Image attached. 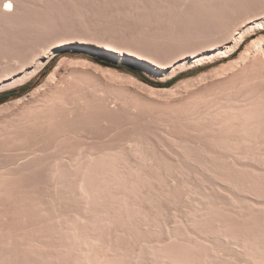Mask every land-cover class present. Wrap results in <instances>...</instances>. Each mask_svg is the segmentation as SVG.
<instances>
[{
    "label": "rangeland",
    "instance_id": "rangeland-1",
    "mask_svg": "<svg viewBox=\"0 0 264 264\" xmlns=\"http://www.w3.org/2000/svg\"><path fill=\"white\" fill-rule=\"evenodd\" d=\"M13 1L5 17L0 0V264H264V134L246 141L241 119L221 126L190 100L213 84L194 80L264 35L262 22L229 56H204L244 20L264 21V0H233V11L226 0L227 14L221 0H210L214 14L207 0ZM50 48L31 73L33 55ZM72 59L113 72L83 73L75 90L64 82L55 119L26 117L39 96L5 107L53 71L60 83ZM130 76L181 97L153 96ZM248 89L263 99L253 120L264 127V81ZM83 150L121 159L87 176L74 161Z\"/></svg>",
    "mask_w": 264,
    "mask_h": 264
},
{
    "label": "bare ground",
    "instance_id": "bare-ground-1",
    "mask_svg": "<svg viewBox=\"0 0 264 264\" xmlns=\"http://www.w3.org/2000/svg\"><path fill=\"white\" fill-rule=\"evenodd\" d=\"M200 1H206V0H199V2L198 1L197 2L199 4H201ZM207 1H209V2H207V4L204 3L206 6L203 7L204 4H201V5H202V8H204L205 11L206 10H207V12L210 11L209 13L214 14V13L217 12V10H219V11L223 10L224 12L225 11L228 12L229 10H231V9H227L228 11L225 10V8H229L231 5L230 6H229V4L227 5L226 4L227 3L226 0H221L218 3V5L221 7V9H217L216 12H214V10L216 8L215 7L216 3L214 4V2H212L210 0H207ZM227 1H230L229 3L232 4L231 1H233V0H227ZM235 1H237V0H235ZM243 1H245V0H243ZM246 1H245V4L248 3V6H249V4H250L249 1L248 2H246ZM8 2H11V3L14 4V9H13V11H14L16 9V5H15L13 0H4L3 6H4L5 3H8ZM210 2H212V3L210 4ZM182 4H184V3H182ZM209 4H210V8H209L210 10L207 9V7H209L208 6ZM212 4L214 6H212ZM224 4H225V7L223 9L222 6H224ZM233 4H235V3H233ZM201 5H200V7H201ZM3 6H2L3 15L5 14L4 11L6 12V14H8V13L14 14V13H12L13 11L9 12V11L5 10ZM234 6L235 5H233L231 11H233ZM242 6L245 7L244 5H242ZM3 15L1 17H3ZM217 15L219 16L220 14L217 13ZM217 15L215 14V16H217ZM222 15H224V13ZM212 18H214V17H212ZM251 18L248 19V21L244 20L243 24L241 23V25H242L241 27L234 28V29L232 28L231 33H229V35L227 36L229 39H228V41H225L226 44H224L225 45L224 47H221V45H219V46H217V50L216 51L205 53L204 56L205 57L207 56V58L210 57L212 59V57L214 56V58H215L216 55H219V56L221 55L222 57H226V56H229L228 54L234 53L235 52L234 51L235 47L241 41H244V39H246L248 36L254 34L256 32V30L261 26V24H263L262 22H264L262 19L258 20L256 17L255 18L257 20L255 18L254 19L252 18V20H251ZM4 19L5 18L3 17V20ZM9 20L12 21L11 19H9ZM10 21H8V22H10ZM6 23H7V20H6ZM4 34H6V33H4ZM4 34H3V36H4ZM0 36H1V34H0ZM3 36H2V38H3ZM83 37L87 38V40L88 39L97 40V39H94L93 37L90 38L89 36H83ZM227 37H225V38H227ZM225 38H224V40H226ZM80 39H82V38H80ZM0 40L3 41L2 39H0ZM82 40H84V39H82ZM90 40H88V41H90ZM8 41H10V40H8ZM262 41H264V35L262 37L258 38V39H255L249 45V47L246 49V51H244L241 54V56L238 59H236L235 61L231 62L230 64L223 65L222 67L215 69L213 71V73H211V74H203L200 78L197 77V79L199 78L198 81L197 80H194V81L200 82V83H202V82L206 83L209 80H212L213 81V84L211 82V86L212 87L209 86L210 88L209 89L207 88L208 90H206L205 92L203 90L199 91L200 87H199V89H197L198 92H195V89L193 88L194 92H195L194 97H193V94H192V96H190L191 97L190 100H192L191 103L193 105H196V106L203 105V106H205V108L209 109L208 112H210L209 115L212 116L211 119L215 123L218 120H220L221 121V126H226L227 128L229 126V127L234 129L236 127L235 126L236 125V121L235 120L237 118L241 119V121L243 122V124L241 125L242 127L237 129V130L240 131V133L243 136V139H245L246 141L259 140L264 134V127L262 126L261 122L258 123L256 120H253L254 113L256 112V106L259 105L263 101V99H262L261 96H256V94H258L259 92L255 91V90L248 89V87L250 86L251 82H254L256 80L264 81V42H262ZM5 42H7V41H5ZM6 44H8V43H4V47H5ZM4 47H3V49L5 50ZM8 47L6 46L7 49H10V47L9 48ZM46 50H47V52H45ZM45 51H44V55L39 54L40 52L38 54L36 53L35 54L36 56L33 55L34 57H33L32 61L34 62V64H31V65H34V68L32 69L31 73H36L40 69H43L44 66L47 64V62L49 61V59L53 55H55L57 50L56 51L55 50H51V48H50V50L45 49ZM252 51H253V55H252L253 59L250 60V62L247 63V59H248L249 55L252 54ZM0 53H4V52L1 51ZM14 60L15 61L18 60V57H17V59L15 57V59H13V61ZM32 61H30V62L28 61L29 62L28 66H29V64ZM16 63H20L19 65H22V68H23V63H21V61L20 62H16ZM31 65H30V67H31ZM69 65H70V70H69V72L67 71L68 73L64 75L62 80H60V83H56L55 82L56 73L53 71L45 83H42L39 86H37L28 95L20 97V98L16 99L14 102L9 103L8 105L6 103L5 107L6 106H8V107L12 106V104L16 105V104L21 103L25 99L30 98V97L37 98L39 96L28 107H27V105L25 106L26 110H25L24 113H25L26 117L27 118H31V119H45L47 117L55 119L52 116L54 115V113L57 112L56 110H57L58 106L61 103H63L64 101H66L67 96L69 95V92H66V89L62 86L64 82L68 83V87H69L70 90H72V89L75 90V85H76V87L79 86L78 82H83V85L86 84L85 80L87 78L84 80L82 76L84 75V76L90 77V73L89 72H92L91 75L93 74V72H97V73L98 72H102V73H107V72L111 73V72H113L110 69H107V68H105V67H103V66H101V65H99L97 63H94V62L88 61V60L72 59V60H69ZM24 66L27 67L26 64H24ZM3 69H4V67H3ZM6 71H8V70H6ZM86 72H88L89 75L88 74L87 75L83 74V73H86ZM26 76H28V75H26ZM118 76H120V75H118ZM131 77L132 76H130V78ZM112 78H113V76H112ZM118 79H120V78L118 77ZM88 80H89V78H88ZM114 80L115 79H113V81ZM131 81L139 82V83L136 82V84H138V86L142 84L141 85L142 88L143 87L146 88L148 90V93H153L152 94L153 96L154 95L156 96V94H158V97H159V94L161 95L163 93V95L167 94L168 96H169V94L170 95L173 94V97H174L175 94L179 93L177 87L174 88V89H171V88H158V87L156 88L154 86H151L150 84L144 83V82L136 79L135 77H132ZM192 81H191V83L189 81V83L191 84L190 86H194L195 84H197L196 82H192ZM87 82H89V81H87ZM52 83L53 84L55 83V85L51 88V90L46 91L45 88L49 84L51 85ZM112 86H113V84H112ZM106 87H107V83H106ZM185 87H187V86H185ZM142 88H140V89H142ZM44 89H45V91H44ZM42 91H44L43 94H42ZM111 93H112V90H111ZM128 93H129V90H128ZM128 93H126V94H128ZM118 95H121V93H119ZM148 95H150V94H148ZM234 95H239V96H241V98L248 99V102H247L246 107L244 109H241L239 107L234 106L235 104H237V102L232 99V96H234ZM121 99H123V98H121ZM170 99H171V97H170ZM149 100H150V98H149ZM156 101H158V100H155V102ZM158 103L156 102V104H158ZM164 103H167V102L165 101ZM169 103H170V101H169ZM152 104H153V102H152ZM177 104H178V102H177ZM3 109H4V107H3ZM114 155H118V154H110V153L108 154V152H103V153L97 155L96 153L93 154L92 152H86L85 150H83V151H80L79 157L75 158L74 161H78L77 164L80 167L79 169L84 171V173L87 176H89V175H92V174H97V173L111 171V168H112L111 167L112 157H117V156H114ZM119 155H118V157H120V159H121V155L120 156ZM1 185L2 184L0 183V186Z\"/></svg>",
    "mask_w": 264,
    "mask_h": 264
},
{
    "label": "snow or ice",
    "instance_id": "snow-or-ice-1",
    "mask_svg": "<svg viewBox=\"0 0 264 264\" xmlns=\"http://www.w3.org/2000/svg\"><path fill=\"white\" fill-rule=\"evenodd\" d=\"M3 7H4L5 10L11 12L14 9V4L11 3V2H8V3H5ZM262 42H264V41H262Z\"/></svg>",
    "mask_w": 264,
    "mask_h": 264
},
{
    "label": "trees",
    "instance_id": "trees-1",
    "mask_svg": "<svg viewBox=\"0 0 264 264\" xmlns=\"http://www.w3.org/2000/svg\"><path fill=\"white\" fill-rule=\"evenodd\" d=\"M148 80H149V79H148ZM149 81H150V80H149ZM171 81H172V80H170L169 82H166V83L170 84ZM15 91H16V90H10V91L6 92V93L4 94V96H7V95H9V94H10V95H13V94L15 93Z\"/></svg>",
    "mask_w": 264,
    "mask_h": 264
}]
</instances>
